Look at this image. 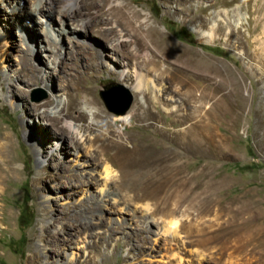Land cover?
<instances>
[{
    "label": "rangeland",
    "instance_id": "374dc122",
    "mask_svg": "<svg viewBox=\"0 0 264 264\" xmlns=\"http://www.w3.org/2000/svg\"><path fill=\"white\" fill-rule=\"evenodd\" d=\"M33 1L0 2V62L11 75L0 71V137H9L17 168L0 187V264H264V0H121L130 8L124 17L99 7L92 18L128 17L140 31L129 28L124 58L98 53L93 31L61 35L51 57L40 20L61 30L45 15L68 2L47 1L45 13L10 20L12 6L24 14ZM132 46L147 57L128 60ZM26 64L38 75H27ZM115 86L132 97L123 116L100 95ZM210 89L207 126L201 103ZM61 95L97 102V114L79 122L86 128L80 150L41 116ZM177 130L195 144L176 145ZM120 146L135 150L127 173L118 166ZM107 165L117 201L102 203L97 189Z\"/></svg>",
    "mask_w": 264,
    "mask_h": 264
},
{
    "label": "bare ground",
    "instance_id": "6f19581e",
    "mask_svg": "<svg viewBox=\"0 0 264 264\" xmlns=\"http://www.w3.org/2000/svg\"><path fill=\"white\" fill-rule=\"evenodd\" d=\"M2 1H4V0H0V2H2ZM26 1L29 2L30 0H25V2ZM47 1H49L50 3H52V2L58 3V2L63 1V0H34L32 4H30V3L28 4L29 9L26 10V12L24 14H22L21 12H19L21 14L18 13V11H22L21 9H23L24 7L18 8V7L12 6L11 7L12 9L9 10V14L11 15L10 20H15L16 23H18L19 22L18 16L24 15L27 19H30V18H32V16L36 17L42 13H45L44 12V10H45L44 3ZM66 2H68V5L63 6L62 9L58 13L45 15V16H47V18H50V19H54V20L58 19L59 22L61 23L60 24L61 30H59V31H56V29L54 30L51 26V24H53L52 21L49 22V20L48 21L40 20L43 23V26L45 28L44 33L46 35L45 38H40V40L47 42L48 46L45 47V50L49 51L51 53V57L53 55L52 54L53 52L50 50V44L59 46L61 35H64L66 32H74L75 36H79V35L84 34V33H86L88 36V34L93 31V33L96 34L95 37H97V40H98L96 42V45H95V49H96V51H98V53H102V52L104 53L105 51L110 50L111 53L121 55L124 58V56H125L124 49L129 48V46H130L129 42L131 41V40H129V37H128L129 28H131L133 30V32L136 34V36L139 34L140 31L138 29L134 28V26L132 25V23L128 17L124 18V22H117V21H114L112 18L111 19H105V18H101V17H99L98 19L92 18L91 14H96L97 12H99L100 11L99 7L103 8L105 6H108L110 15H112L113 11H118L120 13V15L122 17H124V12H126L127 9H130L128 4H125V2L121 1V0H66ZM21 3H22V0H18V4H20V6H21ZM25 5H26V3H25ZM132 14H134L135 17L139 16L138 11H133ZM141 17H142L141 19L144 23L148 22L149 17L147 15H142ZM66 19H67V21H66ZM263 20H264V18H263ZM68 24L71 25L73 28L68 29V27H66V25L68 26ZM106 24L111 25L112 27L108 28V29H103V25H106ZM100 26H102V27H100ZM145 29H146V32H148L149 34L153 33V28L150 25H148V23L145 24ZM18 32H21V30L18 29ZM144 36H145V34H144ZM145 40H147V39H145ZM99 43H101V45ZM146 46L148 47V45H146ZM146 46L143 45V47H146ZM103 49H105V50H103ZM130 49L131 50H128L129 52L126 55L128 60H132V59L138 60L137 57H141V56L147 57V54L144 52L145 48H142V46H132ZM161 50H162V53L163 52L165 53V51H167V49L162 45H161ZM91 55L93 57L94 55H96V52H94V50H93V53H91ZM165 55H164V57H165ZM56 56L59 57V59L61 58V54L56 53V54H54L53 57H56ZM263 56H264V53H263ZM165 58H167V57H165ZM55 59H57V58H55ZM154 65L158 66L159 63L154 61ZM28 66H29V64H28ZM28 66H27V64L25 66H23V68H24L23 70H25L24 72H26L27 75H29V76L38 75L37 69L30 68L31 66L30 67H28ZM0 71L5 73L8 77L11 76L8 72V67L5 66L2 61L0 62ZM207 71L209 72V70H207ZM162 73H163V71L161 70L160 75ZM124 74H125V72L123 71L122 77ZM135 76L137 77L138 83L140 85L139 79H141V78H139L140 77L139 72H137L135 74ZM134 88L137 90H140V86L134 87ZM87 95H89V94H87ZM213 95H214V90L210 89L209 93L206 95L203 94V97H202L201 109H203L204 104H207V107L205 110V112L208 116L207 126H212L214 104L210 103V101H211ZM81 103L82 104L84 103V106L80 109V111L78 112V115H74L73 108H77V106ZM47 105H49L48 102H47ZM96 105H97V102L94 98H86L85 97L83 102H81L80 99L76 98V97L75 98L74 97L73 98L68 97L66 100H64L62 95H61V96L57 97V105L54 108L55 110L53 112H49V113H45L46 112L45 111L41 116L46 119V121H47L46 126H50L56 130H59L60 129L59 126H62L61 128L63 130L64 129L67 130L72 135V141L69 140L70 141L69 146L71 148L76 147L77 149L80 150L81 149L80 147L84 144L83 142H85L86 128L83 127L84 125H81L79 122L84 121L87 117H89V115L90 116L96 115L97 114V111L95 109ZM198 108H197V110H198ZM146 111H147V109H146ZM126 114L127 113H124V114H122V116L126 115ZM90 119L92 120V118H90ZM174 138H175L174 140H176V145L180 146V144H182V142L184 141V139L186 137H184V135L182 134V132L180 130H177L174 133ZM185 140L190 141L191 145L195 144L194 138L187 137ZM11 145H12V143H11L8 136L4 135L3 137H0V187L3 183H5L8 180V178L10 176H13L17 172V168L15 166V163L13 162L12 157L9 156ZM212 145H213V143H212L211 136L207 135V137H206L207 149L210 150ZM133 150L134 149H132V150L128 149V148L126 149L125 146L124 147L120 146L118 148V153L114 152L115 154H117L118 159L117 158L116 159L119 161L118 166L121 168L122 171L124 170L126 173L130 170L131 165L134 164L133 160L131 159L133 157L134 151H135V150L134 151ZM136 152H137V148H136ZM10 155H11V153H10ZM87 156L93 157L91 154L90 155L87 154ZM42 162L43 161L40 160L41 165H40L39 174L41 173V170L43 167ZM95 165H96V163L90 164L91 172L96 171ZM81 166H82V164H81ZM83 166L85 167L86 165H83ZM175 172H176L175 184H177L180 181V179H177V174L178 175L181 174L179 165L176 166ZM102 175H103L101 177L102 187H100L99 190L97 189L102 203H105L106 201L116 202L117 201V198H115L116 193L114 191L110 190V188H108V183L112 182V179H114V171L111 170L110 166L107 165L104 168ZM3 191H4L3 188H0V195L2 194ZM43 215H45V213H43ZM47 228H48V226H46V225H42V227H41L42 234L39 237L41 242H44V238H45L44 234H45ZM61 231L62 230L60 229L59 231L55 232L54 235L52 234V237L58 239ZM39 248H40V246H39ZM40 249H44V246H43V248H40ZM71 259H73V258H71Z\"/></svg>",
    "mask_w": 264,
    "mask_h": 264
},
{
    "label": "water",
    "instance_id": "95a60500",
    "mask_svg": "<svg viewBox=\"0 0 264 264\" xmlns=\"http://www.w3.org/2000/svg\"><path fill=\"white\" fill-rule=\"evenodd\" d=\"M108 109L116 115L124 114L131 104L132 97L120 86H115L106 93L100 94Z\"/></svg>",
    "mask_w": 264,
    "mask_h": 264
}]
</instances>
